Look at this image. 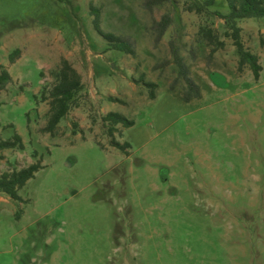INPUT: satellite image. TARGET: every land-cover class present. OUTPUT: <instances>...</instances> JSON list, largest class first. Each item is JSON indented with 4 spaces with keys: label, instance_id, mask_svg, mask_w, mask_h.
Segmentation results:
<instances>
[{
    "label": "rangeland",
    "instance_id": "374dc122",
    "mask_svg": "<svg viewBox=\"0 0 264 264\" xmlns=\"http://www.w3.org/2000/svg\"><path fill=\"white\" fill-rule=\"evenodd\" d=\"M148 1L0 0V72L10 76L0 136L16 132L24 147L3 152L0 175L40 165L23 203L0 194V264H264L263 22H237L262 68L255 81L214 14L227 13L224 0L200 15L188 0ZM91 7L135 56L97 36ZM203 28L223 48L212 51ZM175 56L198 98L183 100ZM62 58L83 90L51 135L42 96ZM142 79L157 85L154 99ZM108 112L133 121L115 135L126 153L109 145Z\"/></svg>",
    "mask_w": 264,
    "mask_h": 264
},
{
    "label": "trees",
    "instance_id": "16d2710c",
    "mask_svg": "<svg viewBox=\"0 0 264 264\" xmlns=\"http://www.w3.org/2000/svg\"><path fill=\"white\" fill-rule=\"evenodd\" d=\"M167 0H153L148 1L154 3H163ZM227 6V13L222 14L215 12V16L225 22L227 30L224 36L229 38L233 47L236 50L238 57L237 69L241 71L244 66H247L252 72L255 81L258 80L259 74L262 70L259 59L245 48L241 38V28L238 27L237 22L247 19H261L264 25V0H224ZM216 0H188L185 3V11L193 12L197 15L206 14L209 9L214 6ZM90 12L94 15L92 19V27L94 32L100 37L108 46L110 50L118 51L120 53L135 56V52L127 38L115 36L111 33L104 32L100 28L99 10L93 7ZM168 21V19H167ZM166 20H162L159 25L163 29L168 24ZM202 37L207 43L213 46V50L217 51L224 46V41H221L218 35L210 28H203L200 31ZM20 54V50L16 49L9 55V61L13 62ZM175 64L178 68L179 75L183 79L186 89L183 95V100L189 101L198 98L200 91L194 81L190 78L188 69L182 63V59L175 56ZM10 81V76L6 70L0 72V89ZM141 83L148 88L149 98L154 99V90L156 84L145 82L143 79ZM83 90V83L81 75L75 68L64 58L59 62V65L54 73V81L50 89L43 92L42 98L47 100L49 111L47 116V123L43 128V132L54 134L61 119L64 118L71 110L78 108L79 96ZM111 101L120 102L117 99L110 98ZM102 125L105 129L106 135L109 139V145L113 148L119 149L124 153L129 148L127 143H120L117 141L115 135L121 134L120 128H129L133 125V121L126 118L117 112H108L101 117ZM100 146V145H98ZM101 147V146H100ZM23 143L21 137L14 132L11 139L3 140L0 136V161L3 160V152L6 150H23ZM40 169L38 163L31 164L19 170L6 171L0 175V194L9 197L10 200L16 203H23V199L18 192L25 186L27 181L32 179L35 173ZM19 215V214H18ZM17 215V216H18Z\"/></svg>",
    "mask_w": 264,
    "mask_h": 264
}]
</instances>
